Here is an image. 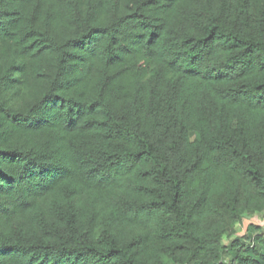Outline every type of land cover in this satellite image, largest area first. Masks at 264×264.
I'll use <instances>...</instances> for the list:
<instances>
[{"label": "trees", "instance_id": "1", "mask_svg": "<svg viewBox=\"0 0 264 264\" xmlns=\"http://www.w3.org/2000/svg\"><path fill=\"white\" fill-rule=\"evenodd\" d=\"M255 214L264 0H0V264H264Z\"/></svg>", "mask_w": 264, "mask_h": 264}, {"label": "rangeland", "instance_id": "2", "mask_svg": "<svg viewBox=\"0 0 264 264\" xmlns=\"http://www.w3.org/2000/svg\"><path fill=\"white\" fill-rule=\"evenodd\" d=\"M264 214H255V215H246L243 217V221L241 223L236 224L234 229L230 232V238L232 240L238 239L240 240L244 245H248L251 241L252 237L255 234V230H253L251 224L249 223V219H251L254 223H258L263 217ZM246 217H249V219H245ZM257 229L264 231V229L258 227ZM230 262L229 257H225V264Z\"/></svg>", "mask_w": 264, "mask_h": 264}, {"label": "crops", "instance_id": "3", "mask_svg": "<svg viewBox=\"0 0 264 264\" xmlns=\"http://www.w3.org/2000/svg\"><path fill=\"white\" fill-rule=\"evenodd\" d=\"M245 219H249V217H246ZM260 219L261 220L257 224L254 223L251 219H249V223L251 224L252 227L255 226L264 229V215Z\"/></svg>", "mask_w": 264, "mask_h": 264}]
</instances>
